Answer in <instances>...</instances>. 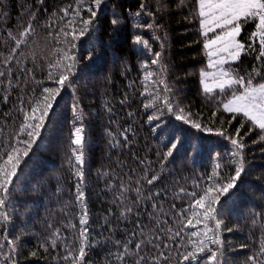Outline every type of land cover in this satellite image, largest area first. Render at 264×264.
Here are the masks:
<instances>
[{"label": "trees", "instance_id": "obj_1", "mask_svg": "<svg viewBox=\"0 0 264 264\" xmlns=\"http://www.w3.org/2000/svg\"><path fill=\"white\" fill-rule=\"evenodd\" d=\"M89 7L95 9L93 0H0V157L17 139H27L19 131L25 113L43 88L59 87L55 80L71 61L64 60L60 68L49 65L69 49L76 58L69 82L10 186L4 209L10 221L0 225V264H71L85 211L92 244L88 264H134L136 257L119 260L117 254L128 241L135 252L134 244L141 240L140 254L148 264L159 252L165 257L160 264H204L207 252L198 261L183 260L205 231L195 218V226L187 225L190 193L226 184L241 161L245 173L238 187L220 196L219 251L222 264H252L248 257L264 246V131L242 113L226 112L223 104L244 90L230 80L251 78L253 87L264 83L258 18L244 23L236 37L245 45L239 57L221 52L217 57L224 62L214 63L216 56L208 53L219 46L205 49L204 44L221 30L204 35L197 0H102L88 32L71 48L66 43L71 35L63 36L61 29L71 33L75 28L79 35L83 20L90 18ZM29 25L33 31L22 35ZM156 53L160 57L153 64ZM214 70L227 82L223 89L205 91L202 78L209 80ZM222 70L229 75L222 76ZM75 127L83 129L82 166L72 151L77 147L71 143ZM229 137L243 138L239 155ZM172 143L177 147L166 157ZM153 175L159 179L149 185ZM78 185L84 208L77 200ZM5 236L14 242L15 252ZM204 243L218 250L208 240ZM258 258L264 260V255Z\"/></svg>", "mask_w": 264, "mask_h": 264}, {"label": "snow or ice", "instance_id": "obj_2", "mask_svg": "<svg viewBox=\"0 0 264 264\" xmlns=\"http://www.w3.org/2000/svg\"><path fill=\"white\" fill-rule=\"evenodd\" d=\"M95 9H99L102 0H93ZM198 3V14L201 17L200 25L204 30V35L207 36L208 32H214L216 29H220V33L215 35L214 38L208 39L205 44V49H211L214 45H218V51L227 52L229 56L233 59L238 58L241 51L244 50L245 45L240 43L236 37L239 36L242 25L247 23L251 18L253 22L258 18L259 23L256 24V28L259 30L260 46L261 49H264V0H197ZM93 7L88 8L90 13V18L83 20L84 27L80 29L79 35L76 34V29L73 28L72 32H66L64 29H61L63 36L68 37L71 35V41H66V43H71V48L76 47L75 41L79 39L80 36H83L89 30V26L92 25L93 19L97 16V11ZM77 14L79 13V6L76 9ZM65 15H67V10H65ZM71 24L72 21H69ZM113 24H116L117 21L113 20ZM33 31L31 25L22 35H28ZM258 33H252L253 36H256ZM141 40L139 37L136 38V43H140ZM20 41H17L19 45ZM251 45H249V48ZM14 51V50H13ZM70 51V49H69ZM69 51H64L63 56L60 60L55 61L50 64V68H60L64 60L71 61L70 63L63 65L62 71L59 74L58 79L55 80V83L59 86L57 88L45 87L43 88L41 98L36 100L31 107V112H26L24 115V122L21 124L19 131L27 135V139L20 140L17 139L16 145L12 146L9 150H6L2 163H0V225H6L10 221L9 214L4 211L10 203V195L12 192V186L14 184V177L17 176V169L20 166L21 159L26 157L32 148V144L35 142V138L40 134V129L44 126L46 118L49 117L50 110L53 108L54 101L57 96L60 94L61 89L66 86V83L69 82V75L72 72V69L75 67L76 58L75 56H70ZM157 59L153 60L152 63L155 64L158 62L160 53L155 54ZM209 57L215 55L214 52L208 53ZM261 57L264 58V50H261ZM91 59V55L88 57ZM224 61H217L215 63H223ZM214 66V64L212 65ZM3 75V73H0ZM222 76H228L227 72L221 71ZM49 76H52V73H49ZM238 83L244 86V90L241 94L237 95L233 93L232 98L229 99L226 103L223 104V108L226 112L230 113H242L249 121L253 123L260 130L264 131V83L258 85V87L252 86V79L249 78L245 81V78L239 77L235 81H229V83ZM221 89L224 88V84L221 83L218 85ZM167 91V88L165 89ZM212 89L205 85V91H211ZM7 99V97H5ZM171 110V108H170ZM181 113L183 109L179 110ZM39 113V115H37ZM215 116V113H213ZM235 118V117H233ZM177 119H183V116L178 115ZM188 122V121H185ZM223 123V121H222ZM230 123V122H229ZM193 127L200 129L201 125L198 123H193ZM244 125L241 124L240 128H243ZM240 128L236 129V136H240ZM211 131V129H206ZM83 129L81 127H75L73 133V139L71 143L76 145V148H73V154L75 155V160L78 165L84 164L83 159V144L84 136L82 135ZM218 135H224V132L218 131ZM231 144L237 149L234 155H239L241 149L244 148V144L241 142L242 137L238 140L234 137H229ZM264 139V137H261ZM24 145V147H20ZM177 147L176 143H172L167 156H171L173 150ZM219 167V165H217ZM245 173L244 164L241 161L235 167L234 175L228 177V182L222 186L217 184L215 186H209L205 188L202 194L196 192L190 193L193 197V202L189 205L188 211L191 212V215L187 218L188 226L193 225V219L195 218L196 224L204 223V239L200 241V244L197 246L196 250L193 252H188L183 256L184 261H198L199 254L207 252V258L204 261V264H222L220 257L222 252L219 251V246L222 245V240L220 239V230L223 224L222 219H219L222 214V207L220 205V196L227 194L230 190L238 187V182L242 179V174ZM76 175L83 179V172L81 169H77ZM159 179V176L153 175L150 179H147V183L152 185L155 181ZM140 189H137L139 192ZM156 195H159L157 193ZM84 193L80 190L79 185L77 186V200L81 201V207L84 208L83 204ZM152 199L150 195L148 197ZM153 208H156L157 205L153 203ZM175 207V205H173ZM127 211L131 212L132 209L128 208ZM213 222L214 227L209 228L208 223ZM87 213L84 212L80 220L81 229L79 232V248L77 249V254L72 257L71 264H88L86 261V256L88 255V249L92 247V244L89 242L88 237V228L86 227ZM139 226V225H138ZM163 231L162 228L158 229ZM231 231V229H227ZM4 231H7V228H4ZM211 233V235H209ZM179 235V232L176 233ZM192 235H197L193 232ZM8 245L12 246V251L15 252V245L12 240H9L5 236ZM156 241H160L161 237L157 235L155 237ZM208 240L211 244L217 245L218 250L213 251L210 248L205 246L204 241ZM53 245H55V240H53ZM120 241H116V245H120ZM152 246L156 249L161 247L160 243H154L149 241ZM132 244V241H128L123 245V252L117 254V259L123 260L126 256H134V264H148V258L144 255H141V251L144 247V241L141 240L138 243L134 244L135 252H133L129 245ZM164 248L168 247V244H163ZM37 253L33 252L32 255L35 256ZM264 255V246L261 247L258 255L248 257L249 261H252V264H264V260H260L258 257ZM165 258L163 252H159L158 255L151 258V264H160L161 259ZM67 259V257H65ZM14 264V261L12 262Z\"/></svg>", "mask_w": 264, "mask_h": 264}, {"label": "rangeland", "instance_id": "obj_3", "mask_svg": "<svg viewBox=\"0 0 264 264\" xmlns=\"http://www.w3.org/2000/svg\"><path fill=\"white\" fill-rule=\"evenodd\" d=\"M215 53L214 56H216L214 58V63L217 61H221L222 58H218L217 55L219 53H221V51H218V47H214L213 51ZM206 75V74H205ZM209 76H213L212 78H210L209 80L206 77L202 78V85L203 88L205 89V85H207L209 88L213 89L216 87H219L218 85L221 83H225L227 82V80H224L223 78L217 77L218 76V72H216L215 70L211 72V74Z\"/></svg>", "mask_w": 264, "mask_h": 264}]
</instances>
